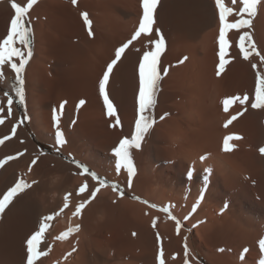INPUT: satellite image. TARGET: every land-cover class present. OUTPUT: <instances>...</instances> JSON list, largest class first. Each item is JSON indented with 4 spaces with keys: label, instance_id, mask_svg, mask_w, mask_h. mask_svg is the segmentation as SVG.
Instances as JSON below:
<instances>
[{
    "label": "bare ground",
    "instance_id": "bare-ground-1",
    "mask_svg": "<svg viewBox=\"0 0 264 264\" xmlns=\"http://www.w3.org/2000/svg\"><path fill=\"white\" fill-rule=\"evenodd\" d=\"M12 2L0 0V11L9 19L14 15ZM15 2L26 6L27 0ZM225 5L233 6L229 0ZM241 6L234 8L229 22L238 18ZM82 13L92 22V36ZM141 16V0H76L75 4L37 0L29 10L26 18L40 35L28 71L34 83L28 102L34 105L30 125L35 138L19 123L17 110L12 109L11 116L0 112L5 121L0 138L11 136L17 126L16 134L0 144V160L16 157L0 167V194L18 179L36 183L0 215V264H26V239L43 216L63 208L65 195H69L68 207L54 216L45 233L47 244L42 241L41 246L50 245L51 250L37 264H159L161 251L165 264H185V260L188 264H259L264 258L259 247L264 239V155L259 151L264 147V108L253 109L249 102L255 99L256 72L264 73V62L255 53L244 59L237 30H229L228 62L216 75L219 12L215 0H159L153 27L160 29L166 44L159 58L161 80L152 109L155 124L141 148L132 150L136 171L131 187L126 170H121L120 179L104 172L115 170L112 149L134 132L139 61L151 48L148 39L133 41L110 74L107 91L120 125L113 127L115 119L107 116L99 80L115 50L131 39ZM244 31L264 55V0L257 5L251 27L239 33ZM3 70V75H15L10 66ZM2 82L11 86L6 79ZM245 95L249 101L243 105L237 101L228 112L223 110V99ZM81 100L85 103L77 108ZM65 101L60 128L66 143L56 146L52 110ZM237 113L242 114L224 127ZM229 135L241 139L230 141L231 150L226 152L223 141ZM37 143L51 145L57 153L42 152ZM58 154L118 180L127 193L148 203L105 186L79 217L73 216L76 205L87 196V192L78 196V188L85 182L89 189L99 184ZM201 156L206 159L201 161ZM77 225L79 231L55 239Z\"/></svg>",
    "mask_w": 264,
    "mask_h": 264
},
{
    "label": "snow or ice",
    "instance_id": "snow-or-ice-1",
    "mask_svg": "<svg viewBox=\"0 0 264 264\" xmlns=\"http://www.w3.org/2000/svg\"><path fill=\"white\" fill-rule=\"evenodd\" d=\"M233 5L231 7L225 5V0H215V8L219 12V34H218V44H219V65L216 75L219 76L220 73L224 70L225 64L228 62L226 60V49L229 47V40L226 38L229 30H237L239 38V51L243 54L244 59H248L250 55L255 53L256 56L264 62V55H261L260 52L256 51V45L252 41L248 31H244L242 34L239 33V30L250 28L252 24V18L257 14V5L260 4L261 0H229ZM72 3L75 4L76 0H72ZM37 4V0H27L26 6H21L20 3L13 2L11 3V8L14 10V15L10 19V27L7 30V34L2 40H0V79L3 78V68L4 66H10L11 70L15 73V81L13 83V91L15 97L18 98L16 103L18 105H24L25 103V90H24V77L23 73L26 65L29 63L30 58L33 55V50L31 47V35L32 29L30 27V21L26 19L28 16L29 10ZM159 0H141L142 6V16L139 20L138 28L131 36V39L126 43L122 44L115 50L114 59L111 60L106 66L102 74V78L99 80V95L103 99L104 107L106 108L107 116L115 119V124L120 125L121 121L117 114V109L113 101L109 97L107 91V85L109 83L110 74L113 72L114 66L121 60L122 56L125 53V50L132 44L133 41H136L138 38H147L148 44L151 46L150 50L144 51L142 58L139 61V87H138V109H137V118L134 123V132L131 134L130 138L125 137L121 138L118 141V144L112 149L114 154V166L117 174H120L121 170L124 169L127 172L128 177V186L131 187L132 178L135 175V165L132 158V150L140 149L142 142L144 141L147 134L153 128L155 124V117L152 115V109L156 105V96L157 90L159 87V82L161 80V71L159 69V58L162 52L165 50V37L161 33L159 28L154 29L155 24V12ZM242 5L239 7V11L236 13L237 17L234 22H229L228 17L233 15L234 8L237 5ZM85 26L88 28V35L92 36L93 31L91 27V20L87 13L81 14ZM247 17V18H245ZM155 37V38H153ZM247 42V47L245 46ZM19 45V46H18ZM182 62V61H181ZM255 69L257 66L252 65ZM255 99L254 101H249L247 95L243 97L234 96L228 97L222 100L223 110L228 112L229 106L235 102H239L243 105L246 101L250 102V106L253 109L264 108V73L260 71L256 72L255 77ZM7 98V115H12V106L14 104L13 96L9 93H5ZM66 101L59 105V109L54 108L52 110V122L53 127L55 128V144L56 146H62L66 143L64 133L60 128L61 115L65 106ZM85 101L81 100L77 105L79 108L80 105H83ZM4 107L0 106V112H4ZM242 113H237L228 119L224 127L232 124L239 115ZM164 117L161 116L160 119ZM25 119H28L25 116ZM4 119L0 118V125L4 124ZM23 121H19L22 123ZM17 126L14 125L11 129V136L16 134ZM11 136H4L0 138V144H4L5 140L11 138ZM234 139H241L239 136L229 135L224 138L223 141V150L230 151V141ZM260 153L264 155V147L260 148ZM23 155V153H18L17 156ZM16 157L8 156L4 160H0V167H3L5 163L9 160H13ZM206 159V156H201L200 160L203 161ZM36 159H33L31 165L36 164ZM72 163H75L78 168L82 169L81 174H87L93 180L97 181L99 187L94 189H89L88 183L85 182L78 188L77 195L79 196L82 193L87 192L86 198H83L80 203L75 207L73 216L79 217L81 215L82 209L94 200L97 196V193L100 191L101 187L108 186L110 182L104 178L99 177L94 171H91L87 166L80 164L78 161L73 160ZM31 165L29 166V171L32 170ZM206 172H211V169H206ZM188 176H192V172L188 173ZM205 183H207L208 177H204ZM36 181H32V184H35ZM32 184L27 183L24 179H18L13 186L9 187L7 191L0 194V215L4 214L5 209L12 204L14 198L19 194L23 193L26 189L31 188ZM111 187L114 190L120 192L123 196V190L119 188L118 184L111 183ZM201 199L203 194H201ZM139 199V197H135ZM69 195L64 197V206L60 209L59 212H54L50 215L43 216L39 221V227L35 230L27 239H26V264H37V261L41 257L47 256L48 252L51 250V246L48 245L45 249L42 247V241L44 244H47L45 240L46 231L52 226V221L54 216H59L63 212L64 208L68 207ZM143 203H148L147 201H142ZM197 205L193 206V211H195ZM150 207H156V205H150ZM227 207V205H225ZM161 211L167 212V209H161ZM176 219L175 217H171ZM188 219V217H185ZM177 230L179 231L180 222L177 220ZM156 225V221H153V226ZM80 226L69 227L66 231L61 232L59 236L55 237L57 240L66 239L73 232L79 231ZM135 235V233H133ZM259 247L261 252H264V239L259 241ZM223 251V249H221ZM248 249L245 248L244 252H247ZM188 255L187 246H185V256ZM243 258V257H241ZM159 264H165L163 259V251H161L160 256L158 257ZM185 264H188V261L185 260ZM259 264H264V258H262Z\"/></svg>",
    "mask_w": 264,
    "mask_h": 264
},
{
    "label": "rangeland",
    "instance_id": "rangeland-1",
    "mask_svg": "<svg viewBox=\"0 0 264 264\" xmlns=\"http://www.w3.org/2000/svg\"><path fill=\"white\" fill-rule=\"evenodd\" d=\"M8 10H5V12H7ZM2 13H4V10L1 12L0 11V40H2V38H4L5 36H6V34H7V30L9 29L8 28V26L10 25V17H9V15L7 14V13H4V14H2ZM4 15H5V17H9L8 19L6 18L5 19V17H4ZM3 16V17H2ZM27 20H29L28 18H26ZM7 20V21H6ZM30 21V20H29ZM5 22H7L6 24H4ZM30 27H31V29H32V35H31V47H32V50H33V55H32V57L30 58V60H29V63L26 65V67H25V70H24V73H23V77H24V90H25V103H24V105H25V112H26V116L28 117V119H25V120H22V118H21V120L23 121L22 122V124L23 125H25L26 126V128H27V130H29L28 132H29V135L33 138H35V130L31 127V125H30V118H31V115H30V109L32 110V109H34V105L33 104H31V103H29L28 102V96L30 95V93H31V91H32V89L34 88V83L32 82V80L31 79H28L29 77H28V71H29V69H30V66H31V64H32V62H33V59H34V55H35V52H36V50H37V47H38V43H39V40H40V35H36L35 34V32H34V28L32 27V24H31V22H30ZM4 28H6V30L4 29ZM3 32V33H2ZM5 69L7 68V66L6 67H4ZM3 72H4V70H3ZM5 75V74H4ZM3 75V78H2V80H4V79H6V80H8V82L10 83V85H11V83H14V81H15V75H5L4 76ZM7 76V77H6ZM6 77V78H5ZM2 80L0 81V106H2V107H4V109H5V113H7V96L5 95V93H7L6 91H8V92H10V90L12 89L11 88V86H9V84H7L6 82H5V85H4V83L2 82ZM1 88L2 89H4V91L3 90H1ZM8 89V90H7ZM12 91V90H11ZM12 109H15V110H17V108H16V106H15V103L13 104V106H12ZM18 112V111H17ZM7 115V114H6ZM7 117V116H6ZM40 130H41V132L44 134L45 132H47L45 129H42V128H40ZM41 144H43V143H37V145H38V147L42 150V152L44 151L45 153H47V154H56L57 152H56V149L55 148H53L51 145H46V144H43L44 146H45V148L44 147H42L41 146ZM40 145V146H39ZM47 149V150H46ZM58 155H60L61 157H63L65 160H67V161H70V162H72L70 159H68V158H66L64 155H62V154H58ZM73 164H75V163H73ZM97 164V163H96ZM84 165V164H83ZM98 165V164H97ZM99 166V165H98ZM66 169H70V167H68L67 166V168ZM107 175H109V176H112V177H114V178H117V179H120L119 178V174H117L116 173V171L114 170V169H112V168H110L109 170H105L104 171ZM101 178L103 177V176H101L100 174H98ZM104 179H106V180H108V181H110V182H112V183H115V184H118L120 187H121V189L123 190V195L124 196H127V197H129V198H131V199H134V200H138V201H140V202H142V201H146V200H144V199H142L140 196H136V195H132V194H129V193H127L126 191H125V188H124V186L118 181V180H111V179H109V178H105V177H103ZM108 186H110V185H108ZM112 188V187H111ZM117 191V190H116ZM119 192V191H118ZM120 193V192H119ZM135 197H139V199H135Z\"/></svg>",
    "mask_w": 264,
    "mask_h": 264
},
{
    "label": "trees",
    "instance_id": "trees-1",
    "mask_svg": "<svg viewBox=\"0 0 264 264\" xmlns=\"http://www.w3.org/2000/svg\"><path fill=\"white\" fill-rule=\"evenodd\" d=\"M1 90L4 91V89L1 88ZM7 93L11 94L13 96V99H14V103H15V106L17 108V111L20 115V117L22 118V120H25V116H26V112H25V105H18L16 103V101L18 100V98L15 97V93L14 91L13 92H8L6 91ZM29 131V130H28ZM40 146V145H39ZM42 147L45 148V146L43 144H41ZM47 150V149H46ZM111 186V183L109 184ZM119 188L121 189V187L119 186Z\"/></svg>",
    "mask_w": 264,
    "mask_h": 264
},
{
    "label": "water",
    "instance_id": "water-1",
    "mask_svg": "<svg viewBox=\"0 0 264 264\" xmlns=\"http://www.w3.org/2000/svg\"><path fill=\"white\" fill-rule=\"evenodd\" d=\"M11 88H12V91L10 90V92H13V83H11ZM8 90V89H7Z\"/></svg>",
    "mask_w": 264,
    "mask_h": 264
}]
</instances>
